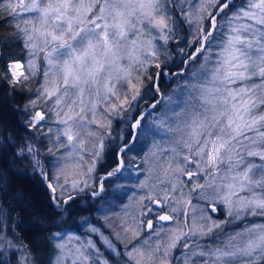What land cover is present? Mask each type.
<instances>
[{
  "label": "snow or ice",
  "instance_id": "obj_1",
  "mask_svg": "<svg viewBox=\"0 0 264 264\" xmlns=\"http://www.w3.org/2000/svg\"><path fill=\"white\" fill-rule=\"evenodd\" d=\"M183 3L184 0L0 2V9L12 18L21 12L32 14L23 19V27L19 23L15 25L17 38L23 39L29 58L26 62L13 60L0 67V81L8 82L14 90L19 86L21 90L27 89L32 93L21 111L27 127L37 133L35 139L45 134L42 130L47 125L61 126L55 129L57 140L61 147L71 148L58 161L59 173L65 179L63 185H58L61 196L66 191L69 173L79 174L87 186L86 177L94 171L95 161L105 149L101 133L111 129L112 118L127 115L133 102L142 98L149 89L159 92L161 77L184 73V69L172 73L167 68L164 57L172 53L166 47H158L155 40L167 45L177 35L178 25L187 23L191 28L196 24L192 42L184 43L189 48L199 47L186 54L184 47L177 44L179 54L187 55V59L181 62L187 65L206 49L212 52L211 41L218 28L217 16L230 9L231 4L228 0H210L215 14L208 12L202 4L198 14L193 16L184 10ZM173 9L179 12V17L175 16ZM228 23L230 31L220 41L215 58L204 56L199 68L192 71L191 81L185 82L188 91L185 107L180 111L169 109L176 126H169L167 131L181 135L173 142L170 149L173 155L166 162L167 167H159L166 180L171 178L169 182L173 192L183 186L182 175H187L191 182L193 177L206 172L208 181L195 183L192 191L199 189L201 196L207 199L204 190L215 188L217 193H223L220 199L228 205V215L240 219L241 214L264 216V0H248L246 7L232 13ZM40 55L46 68L43 81L33 92L29 84L38 70L35 57ZM152 107L155 108L156 104ZM160 124L164 126V121L161 120ZM140 125L141 120L135 119L131 127L136 129ZM52 132L53 128L47 127V133ZM60 137H64L67 144ZM86 143H92L94 151L90 153L93 157L91 166L85 172L82 166L85 157L81 153L85 151ZM127 147L125 142L120 152ZM36 151L35 144L26 141L18 155L31 154L35 164L39 165V160L35 159ZM48 151L55 155L52 149ZM151 155L155 156L156 152L152 151ZM178 157H182V161ZM246 157H258L262 163H253ZM191 164L196 166L195 171H188ZM122 167L123 161L120 160L107 175H115ZM222 169L223 175L217 177ZM152 171L150 168L149 173ZM217 178L220 184H215ZM165 182L160 181L161 184ZM80 183V179H73L72 189L79 188ZM48 187L53 194L56 193V186L49 183ZM139 187H148L147 179ZM257 188L262 191H255ZM162 191L164 194L159 198L155 194L142 197L140 215L149 216L158 209L164 214L155 217L157 222L175 220L176 225L169 229L163 245L158 243L155 248L148 246L147 240L133 243L140 232L136 228H125V232L131 233V239L125 244L126 249L131 245L126 252L130 264H170L168 257L182 238L195 235L197 231L210 233L225 223L212 222L209 227L193 217L191 229L185 232L183 228L188 225L185 222L181 226L180 205L185 206L183 215L187 217V206L191 200L170 198L166 188ZM245 191L251 194H240ZM53 199H56L55 195ZM72 199L69 194L63 202L66 205ZM145 200L150 204H145ZM211 211H217L214 203ZM208 219L210 217L203 214L199 217V220ZM146 226L153 229V220L148 219ZM161 232L155 235L160 236ZM5 242L12 247L11 241ZM56 247L64 249V245L59 243ZM184 247L188 248V244L185 243ZM162 248V255H158ZM77 253V259L83 262L89 259L83 251L78 249ZM198 254L205 255L203 251ZM209 255L214 258L213 264H264V224L235 232L225 245ZM60 259L58 256L57 264Z\"/></svg>",
  "mask_w": 264,
  "mask_h": 264
},
{
  "label": "rangeland",
  "instance_id": "obj_2",
  "mask_svg": "<svg viewBox=\"0 0 264 264\" xmlns=\"http://www.w3.org/2000/svg\"><path fill=\"white\" fill-rule=\"evenodd\" d=\"M25 2L27 3L29 0H25ZM228 2L232 5L234 0H228ZM247 3L248 0H246L244 5H238L233 9L225 10V12L220 13L217 16L218 28L215 32L213 40L211 41V53H209L206 49L202 54H199L198 59L190 61L187 65L184 63L180 64V71L181 69H184V73L182 75L164 76L163 92L161 89L159 92L149 89L146 93H144L142 98H138L133 102V106L130 108L127 115L122 114L121 116L112 118L111 129L103 130L101 133L104 135L105 149L101 157L96 159L94 171L86 177L87 186L83 183L84 178L79 174L73 175L69 173V182L66 185V191L64 192V195L61 196V189L58 185H63L65 183V179L64 176L59 173L58 161L67 153V151H70L71 148L69 147L66 149L61 147L59 141L57 140L55 129L57 127H61L60 125L49 124L43 129L45 134L41 136L45 139L47 146L46 150L39 147V145H42L39 142L41 138L39 137V139H35L37 134L35 131L33 132L35 135L33 133H30V135L27 133L25 135L26 140L24 143L28 141L35 144V148L37 150L35 152V159L39 160V165L35 164L33 155L25 152L21 156L28 157L33 162L34 167L38 169L43 180L47 183V186L49 183L56 186L55 194H53L49 187L48 191L57 210L62 211L64 209L63 207H65V204L63 200L69 194L72 195L73 199L78 196H89L93 198L100 197L101 201L98 210V216H100L99 226L88 223L85 227H83V234L60 232L55 233L58 235H53L56 254L52 260V264H57L58 256L61 257L59 264H74V262L75 264H130V262H128L126 252L130 250L131 245H129V248L126 249L125 244L129 239H131V233L125 232V228H136L137 231L140 232V235L133 241V243L139 244L144 240H147L148 246H151L152 248H155L158 243L163 245V243L167 240V233L169 229L175 227L176 221L173 220L170 223L164 224L157 222L155 217L159 215L158 210L149 216L141 217L140 213L142 209L139 202L142 197L149 194H155L158 198L162 197L164 194L162 189L165 188L168 190L170 198L171 196H175L178 199L183 198L191 200V204L187 206V217L183 215L185 206L183 204L180 205L179 220L181 226L183 227L185 222L188 225L183 228L185 232H189L191 229L193 217L197 218L198 223L206 224V226L209 227L212 222H225L222 224L221 228L213 229L210 233L201 234L197 231L195 235H189L186 238H182V240L178 242L177 247L171 251L168 257L170 264H205L206 261L208 264H213L214 258L211 257L209 253L214 249L225 245L228 238L232 234L251 225L264 224V216L241 214L240 219H235L234 216L230 217L228 215V205L220 199L223 193H217L215 188H206L204 190L207 199L201 196L199 189L192 191L195 183L199 182L201 184H205L208 181L206 172L200 173L197 177H193L191 182L189 179H186V175H182L180 178L184 181L183 186L181 188H177V190L173 192L172 183L169 182L171 178L169 177L166 180L163 175L162 168L159 167L160 165L167 167L166 162L171 159L173 155L170 151V149L174 146L173 142L181 135L179 132L167 131L169 126H176L175 118L172 117V112L169 111V109L180 111L181 108L185 107V102L188 101V91L185 86V82L191 81L192 71L199 68L200 64L204 60V56L212 55L213 59L215 58V53L219 50L218 45L220 41L225 39L226 35L230 31L228 23L229 17H231L232 13L239 8L246 7ZM202 4L208 8V12H213L215 14V9L212 7L210 0H184L183 8L186 12H190L193 16H195L198 14V9ZM172 11L179 17L178 11L175 9ZM30 15L32 14L21 12L20 15L16 17V24L19 23L20 26L23 27V19ZM204 15H207V12L204 13ZM204 23L206 24L207 21H204ZM196 28V24H193L191 28L187 23H184V25L180 24L176 29L177 35L170 40L167 45H164V42L161 40H155L154 43H156L158 47H166L170 53L173 51L176 53L178 52L177 44L181 42L183 43L182 46L186 48L187 51L184 50V52L187 54L190 48L184 43V41H188L189 43L192 42V36L195 34ZM183 32L187 34V39H182ZM154 35L158 36V33H155L154 31ZM195 47H199V45H195ZM195 47L192 52L195 51ZM28 58L27 54V59ZM170 58V56L164 57V59L168 62L170 61ZM185 59H187V57L184 58V60ZM35 60L38 65V70L34 78L39 77L40 84L43 81V71L46 68V64L42 55L35 57ZM8 84L7 87L9 86L10 88V84ZM153 99H155V102L149 104L148 109L140 112L142 109L140 108L142 101L148 100L149 103ZM157 101H159V103H157ZM153 104H156L155 108L152 107ZM137 111L139 112L138 115L136 113ZM166 116L168 117L167 119L165 118ZM183 118L184 116L182 114L181 119ZM135 119H140L141 125L138 128L133 129L131 124L135 122ZM115 120L119 121V133L117 135V143L119 146L117 147H123L125 142L128 143V147L124 150L125 153L122 152L125 154L124 156H126V158H122L119 153L117 156V165L118 162L122 160L123 167L113 176H108L107 174L96 176L95 174L99 163H102L104 160L107 141L108 138L112 136L111 131L114 127ZM161 120L164 121V126H161ZM47 127H52L53 132L47 133ZM91 139L95 141V138ZM60 140H63L64 143L67 144L64 137H60ZM154 145L156 147H154ZM49 149H52L55 155L50 154L48 151ZM16 151L18 153L20 148H16ZM92 151H94L92 143H86L85 151L81 153V155L85 157V161L82 162L83 170L85 172L87 171V168L91 166L93 157L90 153ZM152 151L156 152L155 156L151 155ZM184 151L186 152L187 150L185 149ZM44 158L48 161L47 165L44 162ZM74 158L78 159V157ZM177 159L182 161V157H178ZM246 160L256 164L262 163L258 157H246ZM145 161H147V163ZM150 168L153 169L151 173H149ZM195 170L196 166L194 164L188 166V171ZM216 175L217 177L223 175V169ZM57 176H59L58 181ZM73 179L81 180L79 188L75 190L71 187V181ZM146 179L148 187L143 189L140 188L139 185ZM161 180H165L166 182L161 184ZM106 182L107 185L110 184V186H108V191L104 189V184H106ZM215 184H220V180L218 178L215 181ZM255 191L260 192L262 189L257 188ZM240 194L247 196L251 193L245 191ZM53 195H55L56 199H53ZM144 203L150 204L147 200H145ZM213 203L217 208V211L215 212L211 211ZM193 209H195V211H193ZM165 212H168L167 208H165ZM201 214L205 217H210V219L206 221L199 220ZM148 219L153 220V229L146 230ZM137 225H139V227H137ZM162 227L163 231L161 232ZM93 229H95V231H93ZM3 230L4 229L0 230V237L3 238L0 239V244L3 245L0 247V255L5 256L7 263L9 262L8 264H12V257L15 264H21L22 261L23 264H29L28 257L22 247L16 246L13 240L8 239ZM157 232H161V235H155ZM5 241H11L12 247H9L8 243ZM57 243L64 245V249H58L56 247ZM185 243L188 244V248L184 247ZM78 249L83 251L84 254L89 257L86 262L77 259ZM201 251H203L205 255H199L198 253ZM162 252L163 248L161 249V253L158 255H162ZM193 253H197V255H193Z\"/></svg>",
  "mask_w": 264,
  "mask_h": 264
},
{
  "label": "trees",
  "instance_id": "obj_3",
  "mask_svg": "<svg viewBox=\"0 0 264 264\" xmlns=\"http://www.w3.org/2000/svg\"><path fill=\"white\" fill-rule=\"evenodd\" d=\"M245 2L246 0H234L230 9L238 5L242 6ZM175 16L178 17L176 14ZM15 20L16 17L12 18L0 9V67L13 60L25 62L27 59L23 40L17 38ZM182 34V39H187V34L184 32ZM193 49L194 47L188 49V53H191ZM184 50H186L185 47ZM172 54L170 61H167V68L172 73H179L181 61L187 55H180L174 51ZM163 79L164 76L159 81L162 92L164 91ZM7 84L6 81H0V230L4 229L6 237L13 240L16 246L22 247L29 264H52L56 254L53 235L60 232L83 234V227L88 223L99 226L98 210L101 201L100 197L78 196L68 202L62 211L56 209L50 198L47 183L38 169L28 157L18 155L16 151V148L24 144L25 135L34 132L27 127L21 111L27 103V97L32 93L27 89L21 90L19 86L14 90L11 85L10 88L7 87ZM38 86L39 77L33 78L29 88L34 92ZM151 101L148 103V100H143L140 112L148 109L149 104L155 102V99ZM136 113L138 115L139 112ZM118 122L116 120L114 122L112 136L108 138L104 160L99 163L96 176L111 172L117 165L118 152L122 148L117 147L119 146L117 143ZM40 138L39 142L42 145L39 147L46 150L45 139L42 136ZM124 153L121 155L122 158H126ZM44 162L47 165L46 158ZM108 186L110 184L107 185L106 182L104 184L106 191L109 190ZM8 263L5 256L0 255V264ZM11 263L15 264L13 257Z\"/></svg>",
  "mask_w": 264,
  "mask_h": 264
},
{
  "label": "water",
  "instance_id": "obj_4",
  "mask_svg": "<svg viewBox=\"0 0 264 264\" xmlns=\"http://www.w3.org/2000/svg\"><path fill=\"white\" fill-rule=\"evenodd\" d=\"M186 179H188V176L186 175ZM158 210V209H157ZM161 214H164V213H161ZM171 221H168V222H161V223H170ZM147 225V224H146ZM146 230H149L148 228H147V226H146Z\"/></svg>",
  "mask_w": 264,
  "mask_h": 264
},
{
  "label": "flooded vegetation",
  "instance_id": "obj_5",
  "mask_svg": "<svg viewBox=\"0 0 264 264\" xmlns=\"http://www.w3.org/2000/svg\"><path fill=\"white\" fill-rule=\"evenodd\" d=\"M158 213L160 214V211H158Z\"/></svg>",
  "mask_w": 264,
  "mask_h": 264
}]
</instances>
